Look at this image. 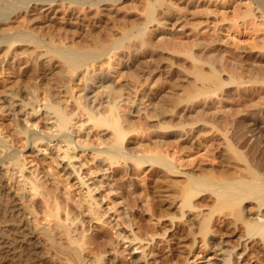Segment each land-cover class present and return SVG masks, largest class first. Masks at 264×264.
Returning a JSON list of instances; mask_svg holds the SVG:
<instances>
[{
	"label": "bare ground",
	"instance_id": "6f19581e",
	"mask_svg": "<svg viewBox=\"0 0 264 264\" xmlns=\"http://www.w3.org/2000/svg\"><path fill=\"white\" fill-rule=\"evenodd\" d=\"M117 1L121 2V0H0V59L6 54V57H4L5 65L1 68L0 75L9 74V76H11L9 79H14L10 82H5V80L0 82V127L2 130L7 131L9 130L8 126H11L13 130L10 132V129L8 132L9 134L6 135H1L2 133L0 132L1 264H87L90 259H93L92 264H107L105 259V262L102 259L104 248L112 246L113 240L109 239V237L102 232L99 234L97 232L95 234L96 236L93 237H88V234H85V232H87L85 219L90 216L91 221H93L92 219L98 221L103 215L101 213L105 211H103L99 202L101 200L93 194L92 190L87 191L88 193L86 192L85 194L81 193V196L83 194L82 198H75L72 191L73 187L81 188L82 190V188L86 186V183L84 180L80 179L81 177L79 178L76 176L77 171H72L70 163L62 165V162L59 163L56 158H51L53 162L51 163L50 160V167L54 166V163H57L60 165L61 171L59 172L60 177L56 175V178H53L51 175L52 179L49 181L50 183L45 182V180L43 182L42 178L44 177L40 178L38 176L39 174L35 175V171L29 170L27 167L28 164L31 165L34 161H38V163L42 161L43 156H45L43 153L50 149V143L53 141H58L60 144L62 142V144L65 143L67 145L66 157L70 161L71 155L68 153L69 149L77 150L76 148H78L75 146L76 143L71 137L70 129H74V126L79 123L80 128L84 125L82 121H80L82 120L81 116L78 117L79 112H83L84 115H86L88 122H94L95 128L104 129L107 132L106 137L104 134L101 139L103 143L108 145L106 150H91L89 146L84 149L85 151L90 150L91 152H95L93 155L94 162L97 160L96 167L99 172L104 173L105 176L109 173V170L112 169L113 165L120 163V161H123L125 164L124 168L129 167L127 164H129L128 161L131 160L132 155L129 156L130 154H126L125 151H135V149L138 148L139 150L143 147V150H145V146L147 149H150L149 146L145 145L143 142V138L140 139L138 137L141 136L139 133L138 136H130L131 132L123 128L120 122V107L129 105L128 111H130V115L135 118L140 112L144 100H158L157 102L163 101L166 105L162 104L161 110H159V108L156 110L155 108L159 105L156 103L157 106H155V108L153 106L155 113L159 110V113L160 111H162V113H164V111L167 112L163 114L164 116L166 114L168 115V112H171L170 116H174L172 113L175 115L183 114L182 116H185L194 109L195 111L197 110L196 107L199 104L196 102L200 100L204 101L206 98L209 99L212 95L218 97V99H222L221 95L225 96L229 92L227 88L231 87L235 92H238L239 88L246 83L244 82V75L242 77L243 80L241 79L242 75H240V70H245L241 68V66L248 63L246 59L241 60V62L239 61L237 66L235 65L232 67L230 65L231 67L228 68L229 72L226 67H224L226 73L228 72V74L225 75L223 74V71H225L224 68L223 71L218 69L220 68L219 66L217 68L219 64V62H217V57L212 54L207 56L206 53L202 55V53H200L202 48H199V52H196V50H190V52L187 50L186 52L172 49L171 46H169L170 44L167 45L168 43H175V41L172 40L174 38H172V36L186 35L185 28H187L186 26H188L189 21L188 17H183V15H173V11H171L173 7L166 2L167 0H147V5L144 10V22L139 23V25L135 22L138 26L134 25L133 27L131 25L134 23L131 25L129 23L128 27L131 26L132 29L128 28L129 30H124L121 27V31L115 33L111 28H102L101 21L104 17L102 13H105L104 15L107 18L110 17L113 13L112 9H109L108 6L113 5V3L115 4ZM182 1L181 3L188 6V8L196 2L199 3L200 6L203 4V6L208 7L209 11H211L210 13L208 12L206 16V19H208L209 14L212 16V14L216 12L215 10H211V7L219 6L222 8L224 7L223 5L227 6L228 4H231L232 7L235 4H242L246 0ZM248 2L250 6L247 12L243 17H238V20H240L241 23H245V25L246 22L247 24L250 22L253 27L256 26L255 23L257 22L264 25V0H248ZM76 4L80 5V7L86 6L91 12V15L76 13L74 11ZM224 13L226 14L227 12L224 11ZM213 18L216 19L217 17L215 18L214 15ZM236 20L237 19L233 21L234 27L240 24V21L237 22ZM215 21L217 25L221 23L220 20L218 21L216 19ZM125 26L127 27L126 24ZM72 28H74V31H78V29L82 28L84 33H81V36L78 38H75L74 34L69 36L68 31ZM196 28L195 26L192 27L193 30ZM214 31H216V27ZM199 45H201L200 42L198 47ZM193 47L195 46L193 45ZM165 48L169 49V51H166L168 58L165 62H162L158 53L160 52L159 50L163 51ZM146 49H149L155 57L153 62L156 66L152 70L142 71V75L139 72L141 77L138 84L135 83L130 85L127 82L125 84L117 82L116 78L119 75L123 76L128 66L131 64L136 66L143 63L142 59ZM262 49L264 50V45H262ZM18 55L21 56L18 57ZM32 55H36L41 63L40 65L43 66V68H47L49 72L55 68L61 69L62 73L63 71L65 72L64 77L66 79L62 80L61 83L56 81L57 83L55 85L53 84L54 87L48 88L50 89L48 94H44L48 97H46L47 101L45 99L46 102L44 99L43 102L42 99L39 98V96L42 95H39V93L35 94L33 90L34 87L32 89L30 88L31 86L29 87V90L31 89L34 91L33 94L32 91L28 92L27 86H21L23 83H21V80H18V76L15 73V69L18 67L21 57H31L32 60L34 57H32ZM257 57L258 56H256V59ZM250 58L252 57L249 56V61ZM24 61L26 62V60ZM38 67H36L35 70H37ZM116 67L120 70L119 74H111V71L114 69L116 70ZM82 70H86L87 72L89 70L94 71L93 74H95L97 78L91 87L86 86V88H81V81H83L81 80L83 75L81 74ZM247 70L246 72H248ZM252 71L254 72H251L252 76H250V81H248L249 77H247L246 80L250 83L249 86L251 85L254 87L256 85L259 86V88L264 87V72L260 75L255 72V69H252ZM163 72L165 73L162 79L160 76ZM158 74L160 75L157 76ZM36 83H38V81ZM74 87L80 88L79 93L83 92V94L81 93L79 96L77 93L74 94ZM38 89L40 91V88ZM28 93H32L33 95H29ZM19 94L21 95L19 96ZM62 94V97L67 100L66 102L68 105L65 104L64 107L68 106L66 107L69 108L68 111L64 110L62 105L58 104V102H55L57 97L62 98ZM139 104L141 107L138 108L137 106ZM145 104L146 102L144 106ZM146 105L148 106V104ZM167 105L170 106L169 108L171 111L170 109L167 110ZM201 114L205 113L202 112ZM164 116L162 117L164 118ZM35 117L40 118L42 127L44 126L47 128L46 126L51 125V127L47 129L52 130L55 128L56 134L52 133L46 136L43 133L36 132L34 129H30L32 128L31 119ZM198 117H200L199 119L203 122H206L205 119L201 118L200 114ZM170 118L168 119L170 120ZM212 118L215 120L216 117ZM6 122H9V124H6ZM253 126H256V124H253ZM263 128L264 127H258L255 131L262 135L263 132H261V130L263 131ZM163 129L165 130L166 127ZM180 129L184 131L183 137H185V140L189 138L190 134L186 129ZM169 133H167V135H169ZM7 141H10V143L12 142L14 145L15 143L19 144L23 147L27 159L30 158L31 160L27 163L24 162L26 161V159L23 158L24 154H20L18 150H16L17 148L14 149L12 145L8 146ZM195 141L196 140H194V142ZM150 143H148V145H153V143ZM160 143L158 142V145ZM156 144V147L153 146V148L157 150L158 146ZM163 145L165 146V144ZM91 146L93 145H90V147ZM153 153L151 156L149 155V160L143 156H138L133 159L134 157L132 156L135 162L134 170L137 171L141 166L143 167L149 163L150 169L151 167L155 169L154 164H156L157 167L160 166L172 172L174 176L177 174L174 172V163L168 162L165 155H162L161 152ZM238 156L241 161H244L243 165H245V157L238 154L237 158ZM22 159H24V161ZM248 162L250 161H247V163ZM247 163L246 165H248ZM6 164L10 165L12 171H4L5 169H2ZM243 168L245 170V175L248 173L246 177L243 176V178L230 181L227 180L228 182L223 181L216 183V179L213 181L206 176L205 178H195L196 176L193 175V178H189L190 186L187 191H184L186 193L184 194V200H182L183 205L181 206L187 210V208L192 206V199L199 194L197 193L199 188L203 187L206 189L213 187L212 190L216 191L217 195L216 210L219 211L224 208L230 209L233 211L237 221L240 220L242 223H245L247 231L244 241H248L250 244L252 243L251 240L259 235V237L262 238V240H260L261 244H264V179L258 174L259 172L252 169L250 165L243 166ZM74 170H76V168ZM26 171L30 175L26 176ZM61 172L63 174H61ZM16 174H20L22 178L16 177ZM235 175L233 177H235ZM113 186L115 187V185ZM214 186H217V189H215ZM54 187L55 190H59V188L61 190L63 188V192L59 190L55 193L53 190ZM26 188L29 190L28 192H32L31 194L35 196L38 195L39 199L27 203L25 200L26 196L24 195L27 190ZM94 188L100 189L96 185ZM13 189H15V192ZM117 189L119 190V188ZM118 194L120 195L121 191ZM246 200L252 201H249L251 204L249 203L250 205L248 206L244 205L245 202L247 203ZM83 209L87 210L89 214L86 215ZM218 211H213V213H218ZM40 215L46 219L50 218L54 223L52 227L42 225V223L37 220V217ZM200 217H198L199 220ZM212 218L213 215L210 214L209 217L204 219L201 223H197L196 220L194 221V218L192 224L196 230V234L198 237H201L200 239H202L204 243L203 251H206V254L212 256L208 264H215L212 263V260H216L221 264H239L238 262L241 259V254H235L229 251V241L225 240V237H222L220 240L216 239L210 227ZM104 224L106 225L108 222L104 221ZM235 236L236 234L234 237ZM263 250L264 246L262 245V251ZM169 251L173 252V248L170 247ZM118 254L120 257L121 253H119V251ZM119 257H117L116 254L109 262H112V264H126L120 261ZM202 259H206V257ZM147 263L153 264L150 260H148ZM135 264H137V262Z\"/></svg>",
	"mask_w": 264,
	"mask_h": 264
},
{
	"label": "rangeland",
	"instance_id": "374dc122",
	"mask_svg": "<svg viewBox=\"0 0 264 264\" xmlns=\"http://www.w3.org/2000/svg\"><path fill=\"white\" fill-rule=\"evenodd\" d=\"M166 2L172 5L173 8L171 9V11H173V15H183V17H188L189 19L188 26H186L187 28H185L186 35L182 34L176 37L172 36V38L174 37L172 40H174L175 43H168L167 45L170 44L169 46H171L172 49L186 52L187 50L189 52L190 50H196V52H199V48H202V51H200L202 55L206 53L207 56L209 54H212L217 57V62H219L217 68L219 66L220 68L218 69H221L222 71L224 67H226L228 71L229 67H233L235 65L237 66L239 61L241 62V60L246 59L249 65L248 63L245 64L246 66L242 65L241 68L245 70H240L242 80V77L244 75V82H246L245 85L239 88L238 92H235L231 87L227 88V90L229 91L228 94L225 96L221 95V98L224 101L212 95L213 97L211 96L209 99L206 98V100L204 99V101L200 100L199 102H196L197 104H199H195L197 105V107L194 106L197 110L195 111L194 109L191 113L185 115L186 117L182 116L183 114L175 115L173 113L172 115L174 116H170L171 112H168V115L166 114V118V115H163L167 113L166 111H164V113L160 111L159 113L162 104L164 105L165 103L163 101L157 102L158 100H144L141 105L143 108L140 106V104L137 106L138 108L141 107V110L135 118H133L130 115V111H128L129 105L120 107V122L123 128L128 132H131L130 136L135 137L138 136L139 133V135L141 136L138 137L140 139L143 138V142L145 143V145L149 146L151 150L147 149V147L145 146V150L148 151L143 150L144 147L140 148L139 150L137 148L135 149V151H125L126 154H130L129 156L132 155L134 157L133 158L131 156V160L128 161L129 164L127 165L129 166V171L127 167L124 168L125 164L123 163V161H120V163L114 164L112 169L109 170V173H107L109 179L107 175L104 176V173L99 172L98 168L96 167L97 160H95L94 162L93 155L95 154V152L93 151V153L90 150H84L88 146L91 150H106L108 148V145L106 143H103L101 139L103 138L104 134L106 137L107 132L104 129L95 128V123L88 122L87 117L83 112H79L78 114V117L81 116L82 120L80 121H82V124H84L82 125L83 127L80 128L79 123L74 126L75 130L72 128L70 129L71 137L76 143L75 146L78 147L76 148L77 150L69 149L68 153L71 155L70 161L66 157L68 149L67 145L65 143L62 144V142L60 144V142L58 141H53L50 143V149L48 148L49 150L43 153L46 157L43 156L42 161H39V163L38 161H34L31 163V165L28 164L27 167L29 168V170L35 171V175L39 174L38 176L40 178L44 177L42 178L43 182L45 180V182L50 183L49 181L52 179V177L56 178V175L59 176V172L61 171L60 165H58L57 163H54V166L50 167V160L51 163L53 162L51 158H56L59 163L62 162V165L70 163L72 171H77L76 176H78L79 178L81 177L80 179L84 180L86 183V186L82 188L83 191L81 190V188L73 187L72 191L75 198H82L83 194L81 196V193L85 194L87 191L92 190L93 194H95L97 198L101 200L99 202L102 206L103 211L105 210L106 212L104 211V213H101L104 216L102 215L103 218L101 217L98 220L99 222L96 219H92L93 221H91L90 216L85 219L87 228V232H85V234H88V237H93L96 236L95 234L97 232L98 234L102 232L105 233L109 237V239L113 240V247L108 246L104 248V255L101 254L104 257H102L103 261L105 259L107 264L109 260L112 259V257L116 256V254L117 257H119L118 251L119 253H121L119 257L120 261H123L126 264H135L136 262L138 264V261L139 264H146L148 260H150V262H153V264H208V262L211 261L212 256L206 254V251H203L204 243L202 239H200L201 237H198V235L196 234V230L192 224L194 218V221L196 220L197 223H201L204 219L209 217L210 214L213 215L210 227L215 234L216 239L220 240L222 237H225V240L229 241V251L234 252L235 254H241V259L238 262L239 264H264V250L262 251V245L264 246V244H261L260 241L262 240V238L257 235L251 240L252 243L250 244L248 243V241H244L246 239L245 235L247 231L245 223H242L240 220L237 221L236 217L233 214V211H231L230 209L224 208L219 211L216 210L217 195L216 191L212 190L213 187L206 189H204L203 187L199 188L197 191V193L199 194L196 195L197 197L195 196L192 199V206L190 207L191 209L187 208L186 210V208H182L181 206L183 205L182 200H184V194L186 193L184 191H187L190 186V177L193 178L194 176H196L195 178H205L206 176L213 181L216 179V183L223 181L228 182L230 180L243 178V176L246 177L248 173H246L245 175L243 166L245 167L250 165L251 168L256 172H259L258 174H260L264 179V128L263 131L261 130V132H263L262 135L255 131L258 127H264V87L259 88V86L256 85L253 87L251 85L249 86L250 83H248V81H250V76H252L251 72H254L252 71V69H255V72L259 73L260 75L264 72V50L262 49V45H264V25H261L260 22H257L255 23L256 26L253 27L250 22H248V24L246 22L245 25V23H241V21L238 20L247 12L248 7L250 6L248 0L239 5L235 4L232 7L231 4H228L227 6L223 5L224 7L222 8H220L219 6L211 7V10L216 11V14L213 13L215 15V18L217 17L216 19L218 21H221V23H218L219 26L216 24V19L213 18V14L212 16H210L209 14L208 19H206L208 12L210 13L211 11H209L208 7L203 6V4H201L202 6H200V4L196 2L194 3L195 5L193 4L188 8V6H185L181 3L183 2L182 0H167ZM115 4L113 3V5L108 6L109 9H112L113 13L110 17L107 18L104 15L105 13H102V15L104 16L103 20L101 19L102 28H111L115 31V33H118L121 31V27L124 30H129L132 29L131 26L133 27L134 25H136L135 22L138 23V25L139 23L144 22V10L147 5V0H121V2L117 1ZM74 9L76 13H81L82 15H89L91 13L86 6L80 7V5L78 4L75 5ZM224 11H226L227 13L225 14ZM227 19L230 21H228ZM235 19H237V22L240 21V24H238L239 26L235 25L234 27L233 21H235ZM129 23L130 25L133 23L134 24L128 27ZM125 24L127 25V27L125 26ZM193 26L197 28L193 30ZM260 26L263 27L261 28ZM215 27L216 31H214ZM81 33H84L82 28L78 29V31H74V28L68 31L69 36H72L74 34L75 38L81 36ZM197 42L198 44L200 42V44L203 46L199 45L198 47ZM193 45L195 47H193ZM159 51V58L162 60V62H165V60L168 58V54L166 53V51H169V49L165 48L163 49V51ZM4 55V57H6V54ZM20 56L21 55H18V57ZM249 56L252 57L250 58V61ZM256 56H258L257 59ZM4 57L2 56L0 59V70L5 65ZM32 57V60L31 57H21L18 63L19 69L17 67L15 69V73L18 76V80H21V83H23L21 84V86H27L28 92L32 91V93L34 94L35 91V94L39 93V95H42L39 96L42 101L43 99L44 101L45 99L47 101L48 97L44 94H48L50 90L48 88L54 87L53 84L55 85L57 82L61 83L62 80L66 79L64 77L65 72L63 71L62 73V70L59 68H55L51 72H49L47 68H43V66L40 65L41 63L37 59L36 55H32ZM153 59L155 60V57L153 56L151 51L149 49H146L144 51V57L142 59L143 63L136 66H133L131 64L125 70L126 76L125 74H123V76L119 75L116 78V81L120 84H125L126 82L130 85L135 83L138 84L142 73L152 70L156 66V64L153 62ZM24 60H26V62ZM29 61H31L32 63ZM36 67H38L37 70H35ZM226 69L225 71H223V74L225 75H227L229 72L228 71L226 73ZM246 70L249 72V74L248 72H246ZM113 71H111L112 73L110 72L113 75H117V73L119 74L120 72L118 67H116V70L114 69ZM139 72L141 73V75ZM93 73V70H89L88 72L86 70H82L81 74L83 75L81 80L83 81H81V88L92 86L93 82L97 78ZM164 73L165 72L161 73L160 78L163 79ZM22 75H25L24 78ZM159 75L160 74H158L157 76ZM0 76V82H3V80H5V82L14 80L9 79V77H11L9 76V74H1ZM247 77H249L248 81H246ZM125 78L127 79V81ZM37 81L38 83H36ZM49 84L52 86H50ZM29 87L31 89L34 87V91L31 89L29 90ZM38 88H40V91ZM79 89L74 87V94L77 93L78 96L81 93L83 94V92L79 93ZM32 93L28 94L33 95ZM21 94H19V96ZM26 96L28 97L27 94ZM62 96L63 94L61 95V97ZM81 100L83 101L82 97ZM66 101L67 100L64 97H57V99H55L56 103L58 102V104L62 105L64 110L68 111L69 108H66L68 106L64 107L65 104L68 105ZM145 102L146 104H148V106L146 104L144 106ZM156 103L159 105L155 108V106H157ZM153 106L156 110L157 108H159V110L157 111L158 113H155ZM169 107L170 106L167 105V110L170 109ZM126 110L128 111V113ZM202 112L205 114H201ZM199 114L201 115L202 119H205L206 122H203L201 119H199ZM162 116H164V118ZM212 117H216L215 120ZM168 118H170V120ZM40 122L41 121L39 117L31 119L32 128L30 129H34L36 132L43 133L46 136H49L52 133L56 134L55 128H53L52 130L47 129L50 128L51 125L46 126L47 128L43 126V128ZM209 123H212L211 126ZM6 124H9V122H6ZM253 124H256V126H253ZM164 127H166L165 130L163 129ZM180 128L186 129V131L190 134L189 138L185 140V137H183L184 131ZM8 129L9 130L4 131L0 127V132L2 133L0 134H9L8 132L10 131V129V132L13 131L11 126H8ZM167 133H169V135H167ZM194 140L196 141L194 142ZM192 141L194 144L192 143ZM158 142L162 143L159 144L161 146L158 145ZM148 143H153V145H148ZM154 143H157L156 145L159 149L157 148L156 150V148H153V146H155ZM7 144L8 146L12 145L14 149L17 148L16 150H18L20 154H24L23 158L26 159V161L22 159L24 162L27 163L31 160L30 158L27 159L25 151H23L24 148L19 144L15 143L14 145L12 142L10 143V141H7ZM89 144L93 146L90 147ZM163 144H165V146ZM83 145H86L85 148ZM151 151L152 153L161 152L162 155H165L168 162L172 164L174 163V172L178 175L176 174L177 176H174L172 172H169L166 169L161 168L160 166H158V168L156 164H154L155 169H152V167L150 169L149 163H147V165H144L143 167L141 166V168L137 171L134 170L135 162L133 161V159H135V157L137 158L138 156H143L149 160L152 154ZM238 154L245 157V165H243L244 161H241L239 159V156L237 158ZM246 160L250 162L247 163ZM246 163L248 165H246ZM75 168L76 170H74ZM2 169H5L4 171H12V168L9 164L4 165ZM27 173L25 174L24 172L26 176L30 175L29 173ZM61 174L63 173L61 172ZM234 175L235 177H233ZM15 176L21 177L20 174H16ZM95 185L100 189L98 190L97 188H94ZM113 185H115V187ZM117 188H119V190ZM215 189H217V186L215 187ZM53 190L56 193L60 190V188L59 190H55L54 187ZM13 191L15 192V189H13ZM28 191L29 190L27 189L24 194L26 196L25 200L27 203H31L33 200L39 199L38 195H36V197L35 195L31 194L32 192L30 193ZM60 191L63 192V188ZM120 191L121 194L119 195L118 193ZM246 201L247 203H244V205L246 206L250 205V202H252L250 200ZM83 211H85L86 215L89 214L87 210L83 209ZM213 211H218V213H213ZM198 217H200L201 221L198 219ZM37 220L41 222L42 225H47L48 227H52V224H54L50 218L46 219L41 215L37 217ZM104 221L108 222V224L105 225ZM235 234L236 236L234 237ZM170 247L173 248V252L169 251ZM106 251L108 254L106 253ZM203 257H206V259H202ZM92 260L93 259H90L87 264H92ZM212 261V263L221 264L216 260ZM109 264H112V262H109Z\"/></svg>",
	"mask_w": 264,
	"mask_h": 264
}]
</instances>
